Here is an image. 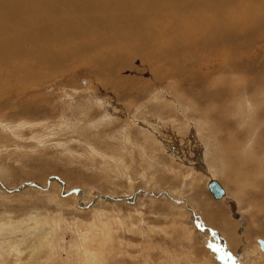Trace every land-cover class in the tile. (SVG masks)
<instances>
[{
	"label": "rangeland",
	"instance_id": "1",
	"mask_svg": "<svg viewBox=\"0 0 264 264\" xmlns=\"http://www.w3.org/2000/svg\"><path fill=\"white\" fill-rule=\"evenodd\" d=\"M263 48L211 45L193 71L129 72L128 88L89 65L12 81L0 264H264Z\"/></svg>",
	"mask_w": 264,
	"mask_h": 264
},
{
	"label": "bare ground",
	"instance_id": "2",
	"mask_svg": "<svg viewBox=\"0 0 264 264\" xmlns=\"http://www.w3.org/2000/svg\"><path fill=\"white\" fill-rule=\"evenodd\" d=\"M261 33L264 0H0V98L20 90L14 80L23 87L76 65L128 88L129 72L132 82L193 71L211 45L242 55Z\"/></svg>",
	"mask_w": 264,
	"mask_h": 264
},
{
	"label": "water",
	"instance_id": "3",
	"mask_svg": "<svg viewBox=\"0 0 264 264\" xmlns=\"http://www.w3.org/2000/svg\"><path fill=\"white\" fill-rule=\"evenodd\" d=\"M208 186L210 191L215 195V197L220 198L225 195L224 188L216 179H212L209 182Z\"/></svg>",
	"mask_w": 264,
	"mask_h": 264
}]
</instances>
